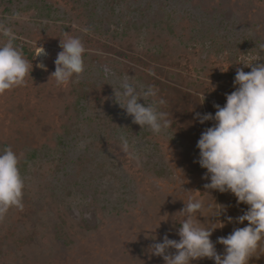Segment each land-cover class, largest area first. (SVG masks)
<instances>
[{"label": "rangeland", "instance_id": "obj_1", "mask_svg": "<svg viewBox=\"0 0 264 264\" xmlns=\"http://www.w3.org/2000/svg\"><path fill=\"white\" fill-rule=\"evenodd\" d=\"M0 22L33 64L23 86L0 94V152L19 156L25 185L23 209L0 220V264H165L148 249L165 234L179 240L190 195L227 206L213 242L247 225L226 221L247 208L233 194L201 193L210 181L196 144L214 122L194 116L225 104L236 69L251 71L241 58L264 55V0H0ZM68 36L86 49L84 72L58 86L50 75ZM41 46L47 55L34 58ZM124 80L157 89L145 102L162 99L172 126L155 134L133 123L115 102Z\"/></svg>", "mask_w": 264, "mask_h": 264}, {"label": "clouds", "instance_id": "obj_2", "mask_svg": "<svg viewBox=\"0 0 264 264\" xmlns=\"http://www.w3.org/2000/svg\"><path fill=\"white\" fill-rule=\"evenodd\" d=\"M13 18L18 19V14ZM0 35L7 38L0 44V94H4L25 84V77L30 75L33 64L15 46L18 37L3 22H0ZM60 47L62 51L54 61L55 71L50 75L58 86L68 84L74 75L84 72L83 54L86 51L81 39L73 36L60 39ZM258 48L264 52V43ZM40 55H47L42 46L38 47L34 58ZM261 60L264 55L241 58L237 63L251 71L245 72L242 67L236 69L234 91L225 93V104L215 103L214 114L197 112L194 116L202 124L214 122L201 133L196 144L199 157L195 162L206 169L202 178L210 181L203 185L206 191H198L210 194L211 190H217L233 194L237 205L243 203L247 208L235 218L227 216L226 221L241 225L245 221L248 223L213 242L210 239L213 231L225 225L220 217L227 213V206L216 200L213 203L190 195L186 201L182 199L184 206L179 211L183 217L179 222V240L169 239L165 234L162 242L153 243L148 249L151 254L163 257L165 264H192V261L203 258L213 259L215 264H250L253 257L259 259L264 255V63L257 62ZM37 66L47 70L42 62ZM103 70L105 76L111 73L108 66ZM157 91L153 86L138 91L134 84L124 80L115 90V102L131 116L133 123L160 134L172 126V121L168 119V113L159 110V105L164 104L162 99L145 102L149 97L155 98ZM141 98L144 103L139 102ZM204 99L203 93L201 103ZM120 146L128 151L126 137H120ZM19 160L10 146L0 152V220L10 208L23 209L25 185ZM184 183L180 185L183 189ZM200 216L210 223L202 226ZM173 219L176 221L175 217ZM216 243L224 246L223 253L217 252ZM169 249L176 251L169 253Z\"/></svg>", "mask_w": 264, "mask_h": 264}, {"label": "bare ground", "instance_id": "obj_3", "mask_svg": "<svg viewBox=\"0 0 264 264\" xmlns=\"http://www.w3.org/2000/svg\"><path fill=\"white\" fill-rule=\"evenodd\" d=\"M42 56H46V55H42Z\"/></svg>", "mask_w": 264, "mask_h": 264}]
</instances>
